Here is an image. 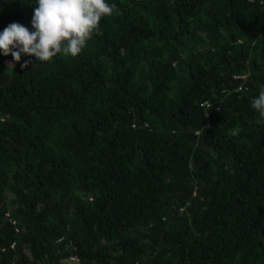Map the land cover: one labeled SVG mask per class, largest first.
I'll return each mask as SVG.
<instances>
[{"label":"trees","instance_id":"1","mask_svg":"<svg viewBox=\"0 0 264 264\" xmlns=\"http://www.w3.org/2000/svg\"><path fill=\"white\" fill-rule=\"evenodd\" d=\"M108 2L76 57L0 56V264H264V0Z\"/></svg>","mask_w":264,"mask_h":264},{"label":"clouds","instance_id":"2","mask_svg":"<svg viewBox=\"0 0 264 264\" xmlns=\"http://www.w3.org/2000/svg\"><path fill=\"white\" fill-rule=\"evenodd\" d=\"M116 7L108 0H34L31 29L13 22L0 31V56L11 55L13 62H20L23 55L35 63L50 62L57 54L76 57L94 34H103L101 18L111 16ZM28 65L25 60L20 66ZM251 107L264 117V85Z\"/></svg>","mask_w":264,"mask_h":264},{"label":"built area","instance_id":"3","mask_svg":"<svg viewBox=\"0 0 264 264\" xmlns=\"http://www.w3.org/2000/svg\"><path fill=\"white\" fill-rule=\"evenodd\" d=\"M248 75L247 74H243V75H235L233 76V80L234 81H245L247 79ZM244 86L241 84L238 86V88L236 89L237 91H240L241 89H243ZM202 107H204V109H209L211 107V104L209 102H204L202 104ZM206 127H211L210 124H207ZM67 249V248H66ZM66 264H80V260L78 257L70 255L66 258Z\"/></svg>","mask_w":264,"mask_h":264},{"label":"bare ground","instance_id":"4","mask_svg":"<svg viewBox=\"0 0 264 264\" xmlns=\"http://www.w3.org/2000/svg\"><path fill=\"white\" fill-rule=\"evenodd\" d=\"M76 256V255H75Z\"/></svg>","mask_w":264,"mask_h":264}]
</instances>
